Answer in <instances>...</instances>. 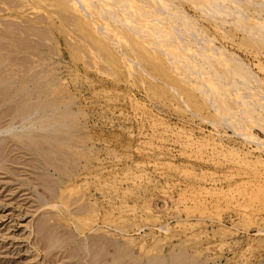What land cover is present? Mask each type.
Masks as SVG:
<instances>
[{
  "label": "rangeland",
  "instance_id": "374dc122",
  "mask_svg": "<svg viewBox=\"0 0 264 264\" xmlns=\"http://www.w3.org/2000/svg\"><path fill=\"white\" fill-rule=\"evenodd\" d=\"M0 264H264V0H0Z\"/></svg>",
  "mask_w": 264,
  "mask_h": 264
},
{
  "label": "bare ground",
  "instance_id": "6f19581e",
  "mask_svg": "<svg viewBox=\"0 0 264 264\" xmlns=\"http://www.w3.org/2000/svg\"><path fill=\"white\" fill-rule=\"evenodd\" d=\"M116 1V0H115ZM122 1V0H121ZM115 3V2H114ZM118 4V1H117ZM120 4V3H119ZM123 7V6H122ZM207 8V7H206ZM169 44V43H168ZM176 46V45H175ZM188 53V52H187ZM183 56H185V54H183ZM191 56V55H190ZM185 58V57H184ZM198 69V68H197ZM198 71V70H197ZM201 72V71H200ZM199 73V72H198ZM210 76V75H209ZM37 113V112H36ZM50 127V126H49Z\"/></svg>",
  "mask_w": 264,
  "mask_h": 264
}]
</instances>
